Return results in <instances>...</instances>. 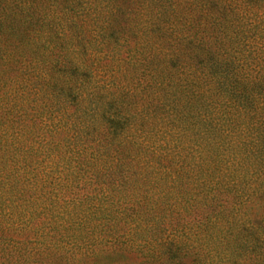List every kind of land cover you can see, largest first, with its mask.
<instances>
[{"label":"clouds","instance_id":"obj_1","mask_svg":"<svg viewBox=\"0 0 264 264\" xmlns=\"http://www.w3.org/2000/svg\"><path fill=\"white\" fill-rule=\"evenodd\" d=\"M0 221V264H264V0H0Z\"/></svg>","mask_w":264,"mask_h":264},{"label":"trees","instance_id":"obj_2","mask_svg":"<svg viewBox=\"0 0 264 264\" xmlns=\"http://www.w3.org/2000/svg\"><path fill=\"white\" fill-rule=\"evenodd\" d=\"M116 2H125V0H116ZM156 163L160 168H170L172 167L173 161L167 159L166 157L156 158ZM6 233L3 226V222L0 221V255H2V242L5 239ZM10 238V237H9ZM172 257L175 258L177 253H171Z\"/></svg>","mask_w":264,"mask_h":264}]
</instances>
